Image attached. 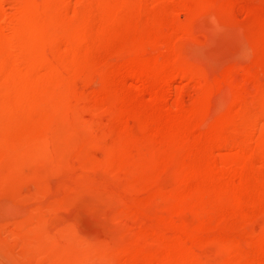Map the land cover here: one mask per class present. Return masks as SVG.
I'll return each mask as SVG.
<instances>
[{
	"label": "rangeland",
	"instance_id": "rangeland-1",
	"mask_svg": "<svg viewBox=\"0 0 264 264\" xmlns=\"http://www.w3.org/2000/svg\"><path fill=\"white\" fill-rule=\"evenodd\" d=\"M118 3L0 0V83L48 76L0 110V264H264V0Z\"/></svg>",
	"mask_w": 264,
	"mask_h": 264
},
{
	"label": "bare ground",
	"instance_id": "bare-ground-1",
	"mask_svg": "<svg viewBox=\"0 0 264 264\" xmlns=\"http://www.w3.org/2000/svg\"><path fill=\"white\" fill-rule=\"evenodd\" d=\"M117 1V0H116ZM122 1V0H121ZM171 1V0H170ZM175 0H173V2H174ZM184 2H186V1H184ZM117 3V2H116ZM119 3H120V0H119ZM118 3V4H119ZM164 3H167V1H164ZM168 6H171L170 4L168 5ZM184 6V5H183ZM120 7V6H119ZM122 8V7H121ZM171 8V10H172V7H170ZM178 8V7H177ZM116 9H118V8H116ZM115 9V10H116ZM180 9H181V6H180ZM121 11V10H120ZM173 11V10H172ZM4 12V11H3ZM117 12H119V11H117ZM115 13V12H114ZM174 13V12H173ZM1 14V13H0ZM116 14V13H115ZM5 16V15H4ZM113 16H111V18H112ZM22 18V17H21ZM20 17H19V19H21ZM1 19H2V17H1ZM5 19V18H4ZM30 19V18H29ZM106 19H107V17H106ZM106 19H104V21L106 20ZM108 19H110L109 17H108ZM114 19V18H113ZM110 20H112V19H110ZM8 21V20H7ZM109 21V20H108ZM214 21H216V20H214ZM16 22H17V20H16ZM112 22V21H111ZM114 22V21H113ZM9 23H10V21H9ZM14 23H15V21H14ZM213 23V22H212ZM17 24V23H16ZM19 24L20 25H23V26H27L28 27V24L25 22V20H24V18L22 19V20H20L19 21ZM18 24V25H19ZM104 24V23H103ZM110 24V23H109ZM1 25V24H0ZM3 25V24H2ZM14 25V24H13ZM17 25V26H18ZM113 25V24H112ZM177 25L178 24H176V28H177ZM16 26V25H15ZM14 26V27H15ZM16 26V27H17ZM110 26V25H109ZM107 27V26H106ZM111 27V26H110ZM1 28V27H0ZM9 28H12L11 26H9ZM108 28V27H107ZM113 28V27H112ZM13 29V28H12ZM183 29H186V28H183ZM178 30H180V29H178ZM177 30V31H178ZM1 31V30H0ZM10 31H11V29H10ZM14 31V30H13ZM15 31H16V28H15ZM183 32H186V30L184 31V30H182ZM188 31V30H187ZM4 32V31H3ZM12 32V31H11ZM27 32V31H26ZM6 33V32H5ZM105 36V35H104ZM81 38V37H80ZM9 39V38H8ZM19 39H21V38H18V40ZM24 39H26V38H24ZM15 40V39H14ZM79 40V39H78ZM81 41H80V43L83 41L82 39H80ZM11 41V40H10ZM9 41V42H10ZM16 41V40H15ZM72 41V40H71ZM85 41V40H84ZM86 42H88V40L86 41ZM65 43H66V41H65ZM31 44V43H30ZM76 44V43H75ZM84 44V43H83ZM14 45V44H13ZM16 45V44H15ZM22 45V44H21ZM68 45V44H67ZM163 45V44H162ZM161 45V46H162ZM26 46V45H25ZM80 46H81V44H80ZM84 46H85V44H84ZM160 46V47H161ZM18 49H19V47L18 46H16ZM22 47V46H21ZM159 47V48H160ZM14 48V47H13ZM162 48H165V46L164 47H162ZM170 48V47H169ZM61 49V51H62V48H60ZM161 49V48H160ZM172 49H173V46H172ZM7 41L5 40V39H3L1 36H0V61L5 57V55H6V53H7ZM65 50V49H64ZM72 50H73V47H70V48H68V52H70V53H72ZM171 51V50H170ZM32 52V51H31ZM58 52V51H57ZM56 52V53H57ZM67 52V53H68ZM77 52V51H76ZM83 52V51H82ZM173 52V51H172ZM13 53V52H12ZM24 53V52H23ZM23 53H21V54H23ZM69 53V54H70ZM182 53V52H181ZM56 56H57V54H55ZM54 55V56H55ZM61 55H63V54H61ZM60 55V56H61ZM71 55V54H70ZM79 55H80V53H79ZM175 55V54H174ZM181 55V54H180ZM180 55L178 54V57H180ZM22 56V55H21ZM34 57V56H33ZM40 57V56H39ZM66 57V56H65ZM182 57V56H181ZM35 59H37L36 58V56L34 57ZM47 58V57H46ZM76 58V57H75ZM134 58V57H133ZM176 58V57H175ZM12 59V58H11ZM29 59H30V57H29ZM41 59H42V56H41ZM43 59H45V57L43 58ZM50 59H52V58H50ZM179 59V58H178ZM185 59V58H184ZM183 59V60H184ZM23 60H24V58H23ZM26 60H28V59H26ZM39 60H40V58H39ZM47 60H49V59H47ZM58 60V59H57ZM60 60V59H59ZM136 61H137V59H135ZM135 60H133V61H135ZM139 60V59H138ZM182 60V59H181ZM5 61V60H4ZM11 61V60H10ZM131 61H132V59H131ZM130 61V62H131ZM135 61V62H136ZM186 61V60H185ZM7 62H9V61H6L5 63H7ZM22 62V61H21ZM34 62H36V61H34ZM140 62H141V64L143 65V60L141 61L140 60ZM178 62H179V60H178ZM2 63H3V61H2ZM17 63V62H16ZM22 63H24V62H22ZM30 63V62H29ZM32 63V62H31ZM42 63V62H41ZM60 63V62H59ZM147 63V62H146ZM185 63V62H184ZM10 64H12V62H10ZM10 64H8L10 67H11V65ZM28 64V63H27ZM38 64H40V63H38ZM61 64H62V61H61ZM133 64H134V62H133ZM137 64V63H136ZM151 64V63H150ZM179 64V67L181 66L180 65V63H178ZM7 65V64H6ZM13 65V64H12ZM23 65V64H22ZM56 65V64H55ZM172 65H173V63H172ZM183 65V64H182ZM185 65H186V63H185ZM23 66H25V64L23 65ZM29 66V65H28ZM32 66V65H31ZM61 66V65H60ZM60 66H59V68H60ZM150 66V65H149ZM148 66V67H149ZM158 66V65H157ZM170 67H171V65H169ZM184 66V65H183ZM182 66V67H183ZM187 66V65H186ZM16 67V66H15ZM21 67V66H20ZM35 67V66H34ZM64 67H65V65H64ZM67 67V66H66ZM147 67V66H146ZM151 67V66H150ZM153 67H154V65H153ZM163 67V66H162ZM174 67V66H173ZM173 67H171V68H173ZM176 67H177V65H176ZM181 67V68H182ZM28 67H26L25 69H27ZM32 68V67H31ZM68 68V67H67ZM142 68H144V67H142ZM141 68V69H142ZM154 68H157V67H154ZM160 68H161V66H160ZM164 68V67H163ZM166 68H168V67H166ZM165 68V69H166ZM185 68V67H184ZM188 68V67H187ZM48 69H49V66H48ZM47 69V70H48ZM180 69V68H179ZM183 69V68H182ZM181 69V70H182ZM14 70H16V69H14ZM36 70V69H35ZM148 70V68H146V71ZM172 70V69H171ZM170 69H169V71H171ZM176 70H177V68H176ZM175 70V71H176ZM185 71H186V69H184ZM189 70V69H188ZM187 70V71H188ZM10 71V70H9ZM34 73H36L37 71H34V70H32ZM150 71V70H149ZM159 71V70H158ZM161 71V70H160ZM160 71L159 72H156V71H154V72H156L155 73V75L157 74V76H158V73L160 74ZM167 71V70H166ZM183 71V70H182ZM190 71H191V69L189 70V73H190ZM11 72H13V73H11ZM11 72H9V76L2 82V83H0V110L3 112V113H5V114H16V113H19V112H22V111H26L27 109H29L33 104H34V101H35V95L36 94H39V93H42V92H44V91H47L46 89L48 88V80H46V79H48L47 77L48 76H45V74H44V76H38V75H40V74H35V75H37V76H34L32 73H31V71H28V72H24V73H22V75H20L19 73L17 74V72L15 73V71H11ZM47 72V71H46ZM68 72V71H67ZM70 72V71H69ZM165 72V71H164ZM172 72V71H171ZM181 72V71H180ZM37 73H39V72H37ZM51 73V72H50ZM143 73V72H142ZM147 73H148V71H147ZM150 73H151V71H150ZM153 73V72H152ZM168 73V72H167ZM170 73V72H169ZM176 73V72H175ZM182 73V72H181ZM184 73V72H183ZM188 73V72H187ZM188 73V74H189ZM6 74H8V72L6 73ZM24 74V75H23ZM70 74V73H69ZM154 74V73H153ZM164 74V73H163ZM173 74H174V71H173ZM178 74V73H177ZM167 75V74H166ZM180 75V74H179ZM183 75V74H182ZM4 76V75H3ZM164 76V75H163ZM171 76H173L172 74H171ZM171 76H169V78L171 77ZM175 76V75H174ZM173 76V77H174ZM59 77V76H58ZM58 77H56V78H58ZM151 77H153V75L151 76ZM159 77V76H158ZM166 76H164L163 78H165ZM181 77V76H180ZM183 77V76H182ZM192 77V80H193V76H191ZM3 78V77H2ZM188 78H190V77H188ZM1 79V78H0ZM4 79V78H3ZM2 79V80H3ZM141 79V78H140ZM143 79V78H142ZM145 79V78H144ZM160 79V78H159ZM162 79V78H161ZM174 79H176V78H174ZM183 79V78H182ZM182 79H180V80H182ZM184 79H186V78H184ZM191 79V78H190ZM195 79V78H194ZM168 80V79H167ZM172 80V79H171ZM188 80V79H187ZM60 81V80H59ZM143 81V80H142ZM145 81H147V80H145ZM1 82V81H0ZM60 82H62V81H60ZM60 82H58V83H60ZM167 82H169V81H167ZM64 83V82H63ZM134 83V82H133ZM144 83V82H143ZM140 84V83H139ZM138 84V85H139ZM170 84V83H169ZM137 85V86H138ZM137 86H136V88H137ZM143 86H145V84L143 85ZM142 86V87H143ZM146 87V86H145ZM138 89V88H137ZM136 89V90H137ZM140 90V89H139ZM141 91V90H140ZM142 92V91H141ZM46 94V93H45ZM45 96V95H44ZM48 97V96H47ZM45 98H46V96H45ZM40 103V102H39ZM38 104V103H37ZM41 104V103H40ZM39 105V104H38ZM38 109H39V107H38ZM41 109V108H40ZM37 111H39V110H37ZM39 112H41V110L39 111ZM2 113V114H3ZM42 113V112H41ZM173 116H174V114H172ZM40 116V115H39ZM38 116V117H39ZM179 115H177V117H178ZM193 116V115H192ZM32 117V116H31ZM34 117V116H33ZM176 117V118H177ZM181 117H185V116H181ZM3 118H6V117H3ZM36 118V117H35ZM174 118V117H173ZM199 118H200V116H199ZM27 120H28V118H26ZM39 119V118H38ZM182 119V118H181ZM189 119V118H188ZM191 119V118H190ZM198 118H196V120H197ZM5 120V119H4ZM27 120H26V122H25V124H27L28 122H27ZM200 120V119H199ZM36 121V120H35ZM186 122V121H185ZM187 123V125H188V123H190V121L188 120V122H186ZM202 123H203V121H202ZM201 123V124H202ZM4 124V123H3ZM193 125V124H192ZM194 125L196 126V124L194 123ZM5 126V125H4ZM189 126H191V125H189ZM188 126V127H189ZM202 127H204V126H201L200 128L201 129H203ZM186 128V127H185ZM199 128V127H198ZM5 129V128H4ZM188 129V128H187ZM195 129H197V128H195ZM190 130V128L187 130V131H189ZM186 131V132H187ZM233 132V131H232ZM258 136V135H257ZM256 139V138H255ZM250 140V139H249ZM251 140H252V138H251ZM248 141V140H247ZM250 142H252V141H250ZM176 143H177V141L175 142V145H176ZM222 145V144H221ZM245 145V144H244ZM223 146V145H222ZM236 146V145H235ZM243 146V145H242ZM251 146H252V143H251ZM256 148L257 149H264V135L263 134H260L259 135V137H258V139H257V141H256ZM177 147V146H176ZM225 147V146H224ZM253 147V146H252ZM251 147V148H252ZM171 148H172V146H171ZM179 147H177V149H178ZM231 148V147H230ZM239 148H240V146H239ZM239 148H238V151H239ZM173 149H174V146H173ZM241 149V148H240ZM249 149V148H248ZM247 149V150H248ZM211 150V149H210ZM224 150V149H223ZM233 151H234V149H232ZM228 151L229 153V155H225V156H222L221 157V163L223 164V165H225V166H223L224 168H226V166H228V167H232L234 170H237V169H244V167H245V165L246 164H248L246 161L249 159V158H246L247 156H242V154L240 155V154H238V152L236 153V154H230L231 152H233V151ZM236 150V149H235ZM245 150V149H244ZM172 151V150H171ZM240 151H242V150H240ZM251 151H253V148H252V150H250V152ZM169 152H170V150H169ZM174 151H172L171 153H173ZM249 152V151H248ZM170 153V154H171ZM175 153V152H174ZM223 153V152H222ZM254 153H256L255 151H254ZM253 153V154H254ZM246 154V153H245ZM248 154V153H247ZM258 154H259V152H258ZM257 154V155H258ZM243 155H244V153H243ZM263 155V153L261 154V156ZM171 156H172V154H171ZM260 156V157H261ZM254 157V156H253ZM257 157V156H256ZM258 158V157H257ZM220 159V158H219ZM218 159V160H219ZM250 159H251V157H250ZM252 160V159H251ZM215 161H216V159H215ZM249 161V160H248ZM215 163V162H214ZM220 163V162H219ZM250 164H251V161L249 162ZM255 163V162H254ZM219 165H221V164H219ZM253 165V164H252ZM213 166V165H212ZM215 166V165H214ZM217 166H218V164H217ZM247 167H248V165H246ZM250 167V166H249ZM221 168V167H220ZM251 168V167H250ZM216 169H219L218 167L216 168ZM232 169V170H233ZM220 171H221V169H219ZM231 170V169H230ZM230 170H228V171H230ZM249 169H247V171H248ZM215 170H213V172H214ZM222 171H225V170H222ZM227 171V170H226ZM212 172V173H213ZM244 172H246V170L244 171ZM217 173V172H216ZM236 173V172H235ZM240 173V172H239ZM242 173H243V170H242ZM218 174V173H217ZM229 174H231V173H229ZM198 175V174H197ZM223 175V174H222ZM228 175V174H227ZM243 175H245V173L243 174ZM211 176V175H210ZM226 176V175H225ZM215 177V176H214ZM220 177V176H219ZM223 177V176H222ZM229 177V176H228ZM231 177V176H230ZM241 177V176H240ZM191 178V177H190ZM195 178V177H194ZM205 178H206V176H205ZM236 178H237V180H238V177H235V180H236ZM193 179V178H192ZM201 179V178H200ZM199 179V180H200ZM217 179H218V177H217ZM229 179V178H228ZM212 180H213V178H212ZM198 181V180H197ZM208 181V180H207ZM234 181V180H233ZM246 181L247 180H245V183H246ZM211 182V181H210ZM216 182H217V180H216ZM222 182V181H221ZM238 183H239V180L237 181ZM228 183V182H227ZM207 184V183H206ZM231 184V183H230ZM212 185V184H211ZM220 185H223V184H220ZM206 186V185H205ZM208 186V185H207ZM217 186V185H216ZM224 186V185H223ZM226 186V185H225ZM234 186V185H233ZM202 187V186H201ZM222 187V186H221ZM234 187H236V186H234ZM240 187V186H239ZM260 188H261V186H259ZM211 188V187H210ZM215 188H217V187H215ZM225 189H227L226 187H224ZM246 188V187H245ZM199 189V188H198ZM235 189V188H234ZM197 190V189H196ZM196 190H194V191H196ZM218 190H221V189H218ZM236 190V189H235ZM237 190H240V188H238ZM242 190V189H241ZM212 191V190H211ZM214 191V190H213ZM216 191H217V189H216ZM223 191V190H222ZM226 191V190H225ZM262 191V190H261ZM203 192V191H202ZM229 192H231V191H229ZM232 192H234V191H232ZM264 192V191H263ZM205 193V192H204ZM239 193V192H238ZM197 194H198V192H197ZM202 194V193H201ZM211 194V193H210ZM218 194H220V193H218ZM223 194V193H222ZM235 194H237V192L235 193ZM205 194H203V196H204ZM213 195V194H212ZM197 196V195H196ZM200 196V195H199ZM199 196H197L198 198H199ZM234 196H236V195H234ZM201 197H202V195H201ZM208 197V196H207ZM211 197V196H210ZM238 197V196H237ZM230 197H228V199H229ZM202 200L204 199V198H201ZM210 199V198H209ZM234 199V198H233ZM235 199H237L236 197H235ZM196 200V199H195ZM198 201V200H197ZM235 202V201H234ZM234 206V205H233ZM236 208V207H235ZM176 224V223H175ZM175 234V233H174ZM166 235H169V234H166ZM178 235V234H177ZM180 236V235H179ZM181 236H182V234H181ZM175 237V236H174ZM183 237V236H182ZM173 238V237H172ZM183 239V238H182ZM171 241H172V239H170ZM177 240V239H176ZM180 242V241H179ZM176 243V242H175ZM173 244V243H172ZM169 245V244H168ZM179 245V244H178ZM182 246V245H181ZM167 249V248H166ZM165 250V249H164ZM162 251V250H161ZM166 252V251H165ZM187 253V252H186ZM158 254H160V253H158ZM162 254H163V252H162ZM167 254V253H166ZM192 254V253H191ZM184 255V254H183ZM182 255V256H183ZM155 256V255H154ZM160 256H162L161 254H160ZM149 257H152V256H149ZM156 257V256H155ZM163 257H165V254H164V256ZM170 257V256H169ZM177 257V256H176ZM182 258V257H181ZM184 258V257H183ZM172 259V258H171ZM177 259V258H176ZM186 259V258H185ZM157 260H158V258H157ZM167 260V259H166ZM168 260H169V258H168ZM167 260V261H168ZM159 261V260H158ZM161 261V260H160ZM166 261V263H170V262H167ZM184 261V260H183ZM190 261V260H189ZM149 262V261H148ZM176 262V261H175ZM181 262V261H180ZM186 262H187V260H186ZM185 263V262H184ZM165 264V263H164ZM187 264V263H186Z\"/></svg>",
	"mask_w": 264,
	"mask_h": 264
}]
</instances>
